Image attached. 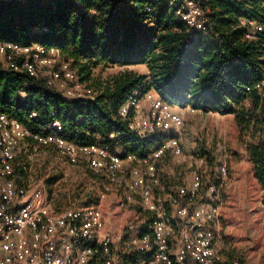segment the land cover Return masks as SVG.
Instances as JSON below:
<instances>
[{"label": "built area", "instance_id": "1", "mask_svg": "<svg viewBox=\"0 0 264 264\" xmlns=\"http://www.w3.org/2000/svg\"><path fill=\"white\" fill-rule=\"evenodd\" d=\"M209 2L169 0L188 28V40L213 34ZM238 23L248 30L250 40L264 32V21L241 17ZM0 63L5 70L46 80L69 99L93 101L99 93L86 88L77 69L55 48L0 41ZM247 91H255L264 103V76ZM138 95L121 108V119L140 136H169L146 158L124 156L108 145L77 146L64 137L58 121L46 133L33 132L0 109V264H224L222 207L229 176L225 143L208 149L217 176L204 183L206 157L193 155L197 164L190 162L178 137L186 115L201 111L173 108L153 92L143 98ZM143 102L149 104L146 114L141 113ZM24 144L51 148L70 166L84 167L102 181V200L116 193L119 208L138 206L147 214L148 224H129L125 237L109 229L100 207L58 210L42 185L19 176L18 170L26 169L17 164ZM168 158L189 166L190 182L166 186L162 168Z\"/></svg>", "mask_w": 264, "mask_h": 264}, {"label": "trees", "instance_id": "2", "mask_svg": "<svg viewBox=\"0 0 264 264\" xmlns=\"http://www.w3.org/2000/svg\"><path fill=\"white\" fill-rule=\"evenodd\" d=\"M261 4L210 0L213 34L188 40V28L169 0H0V41L58 49L83 82L98 67L147 69L101 82L92 101L66 98L46 80L0 63V109L33 132L46 133L58 121L64 137L77 146L108 145L140 158L169 136H140L121 119V108L136 93L143 98L153 92L173 108L233 115L257 138L247 151L264 189V103L247 91L264 76V32L250 40L238 23L241 17L264 21ZM194 155L213 161L204 146ZM18 174L24 176L23 170Z\"/></svg>", "mask_w": 264, "mask_h": 264}, {"label": "rangeland", "instance_id": "3", "mask_svg": "<svg viewBox=\"0 0 264 264\" xmlns=\"http://www.w3.org/2000/svg\"><path fill=\"white\" fill-rule=\"evenodd\" d=\"M126 70H134L141 75L147 73L145 66L98 67L92 71L89 80L84 81L86 88L97 89L101 82L109 81ZM148 108L149 104L143 102L141 113L146 114ZM179 138L185 148L184 154L191 157L189 160L194 164L197 162L193 151L199 146L208 149L225 143L229 176L224 182L222 210L224 264H264V189L252 173L247 151L248 144L256 141L254 133L240 127L233 115L188 113ZM17 164L26 168L22 176L25 180L45 188L48 200L58 210L100 207L108 223L114 226L113 232L125 237V228L129 224L137 227L148 224L147 214L138 206L119 208L116 193L102 200V181L82 166H70L51 148L36 149L24 144ZM165 164L162 169L172 172L174 164L181 163L168 158ZM216 168L214 160L208 163L203 175L204 183L217 176ZM164 179L167 187L180 185V181L170 180L167 174H164Z\"/></svg>", "mask_w": 264, "mask_h": 264}, {"label": "crops", "instance_id": "4", "mask_svg": "<svg viewBox=\"0 0 264 264\" xmlns=\"http://www.w3.org/2000/svg\"><path fill=\"white\" fill-rule=\"evenodd\" d=\"M200 113H203V112H198L197 114H200ZM204 114H206V115H208V114L219 115V113H204ZM180 142H181V139H180ZM181 147L183 149V152H185V148L183 147L182 143H181ZM209 148H211V147H209ZM196 152H197V150H194L193 155ZM250 164H251V162H250ZM165 165L166 164H164V167H165ZM164 174L169 175L170 180L173 179L174 181H180V185H184V184L190 182V180L192 179V171L187 164H185L184 166H179L178 164H174V170H172V172H167L166 170H164ZM171 174H172V177H171ZM223 208L224 207H222V210H223ZM223 222H224V216H223V211H222V230H223ZM110 223H108V227L113 232L114 226L111 225ZM225 256H226V254H225Z\"/></svg>", "mask_w": 264, "mask_h": 264}]
</instances>
